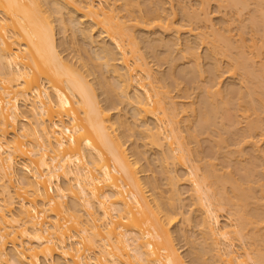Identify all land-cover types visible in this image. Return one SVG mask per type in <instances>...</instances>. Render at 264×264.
<instances>
[{
	"label": "bare ground",
	"instance_id": "obj_1",
	"mask_svg": "<svg viewBox=\"0 0 264 264\" xmlns=\"http://www.w3.org/2000/svg\"><path fill=\"white\" fill-rule=\"evenodd\" d=\"M116 1L118 0H114V2H109V0H54V2L52 0H0V264H187L178 252L179 248L174 243V235L170 229L171 222L178 219L177 215H182L181 209L179 210L177 207L178 213H174L176 208H174L175 210L172 208L175 215L171 213L170 208L171 203L175 201V197H173L175 193L172 194V197L169 196L164 200L163 192L158 191V186L150 180L151 178L149 179L150 176H147L148 180H143L146 177L142 179L140 175L142 170H139L138 163L141 162V157L144 156L146 149L139 146V150L137 147L128 150L126 140L125 142L122 141L121 138H124V134L121 132L131 129L132 125L124 118L123 113L119 114V112L117 116L115 114L116 117L111 114V110L116 109L119 105H117L119 100L121 103L126 102L127 105L129 103L133 105L136 112V114L133 113L134 117L138 116L141 120V124H138L139 130H137L143 139L142 147L150 146L159 149V155L162 153L160 160H163L165 164L167 162L168 165H171L169 163L173 160L179 161L181 165L185 163L184 156L187 154V158L189 154H192L193 149L195 150L189 146L191 141L197 138L195 131L199 134L200 130L203 132L204 128L207 129L206 125L219 124L215 122L214 115L220 112L224 114V107L221 106L228 103L233 105V102L235 103L238 99L240 101L238 100V104L235 103L236 107H234L243 110L241 116L246 121L247 134L242 140L249 137L251 139L253 136L257 137L258 134L256 135V133H259L261 139L264 140V126L262 125L264 124L262 122L264 120L262 118L264 117V65L263 68L261 67L264 61H261V69H259L262 70V74L260 71L258 73L256 71L258 67H253L256 64H253L256 54L253 58V54H249V56L244 52L248 50V43L244 44L247 47L245 49L243 48L244 45H241L243 51L241 46L238 47L239 44H237L236 48L242 51L243 55L239 52L241 58L238 57L239 59L236 60L238 51L235 50V53L231 49L232 42L229 40L232 41L233 39L229 38L231 35L228 36V27L224 26L225 34L224 32L222 34L212 28L213 25L210 24L211 30H213L212 32L209 30L213 36L208 31L211 38H207L206 35V41H209L210 38L209 42L213 41L211 45H214L211 49L223 54L222 56L228 58L230 55L228 50H232L230 52L232 54L235 53L234 56L232 54V57L229 56L230 59L234 57L236 62L232 63L233 66L230 65L232 68L228 71L231 76L236 71H244V74L242 72L240 75L241 79L245 78L251 83L250 100L248 101L246 98L247 101L245 102L243 99L248 96L241 91L243 87L236 88L233 85L234 88L231 87L230 91L228 90L229 94L232 96L236 93L233 97L238 96L236 97L238 99L233 101V97L229 96L228 98L226 96V102L223 99L225 104L219 105L222 98L219 99L220 97L216 95L220 94L221 97H225L221 95L222 89L220 88L222 86L219 85L221 81L219 80L220 82L216 83L217 86H214L213 83L218 81L214 80L215 82L211 83L212 87L207 83L208 86H206L210 88L207 89L206 86L203 88V90L206 89L204 91L208 92V94L205 92L206 97L212 96L213 101V97H217L220 103L218 104L217 98L216 103L209 98L214 104L212 105V103H208L209 99L206 100L204 95L205 102L201 103L203 107L201 108V115L199 114L201 120L197 119L198 123H196L199 126H196L193 132L191 129L189 130L191 126L189 122L194 117L189 118V121L187 120L188 126L185 123L188 129L182 126L187 129L184 130L187 132L186 134L180 125L182 122L179 118L184 110L177 107V101H174L173 96L168 94L165 85L164 88L162 87L165 84V78L163 79V76L158 77V74L149 66L143 52L140 51L134 33V29L137 27H147L152 23H155L162 30L176 28L178 32L177 27L170 17L168 21L166 18L168 16L164 17L165 19L162 17L161 10L164 7L161 9L160 6L154 8L152 6L151 9L149 8L151 11L145 7L148 11H144V7L139 3L140 0L139 2L138 0H122L121 4H116ZM226 1L228 2L227 5L236 6L235 15L238 14L239 16L240 12L244 11V6L248 4V2L239 0ZM260 1H258L259 4ZM62 2L66 5L64 6ZM54 3L57 5L54 6L56 7L55 10L48 6ZM45 4L48 5L44 6ZM202 5L206 7L204 4ZM67 6L71 9L72 14L81 15L80 17L77 16V21H75L77 24L75 26H80L74 27L75 30L73 31L75 34L80 32L84 40L87 39L94 48H97L94 50V52L97 51V54L94 55L95 59L97 57V61L91 63L89 56L82 57L80 44L79 48H74L75 52L79 54H77L78 57L73 54L77 57L73 56L76 60L79 58L78 65L75 64L77 62H74L76 60L72 62L74 59L72 56L73 59H70L69 56L65 59L66 57L61 55V50L58 49L61 45L56 42L54 19H51V13L54 11L57 14L62 13L64 7L66 9L63 11L67 12ZM238 6L243 7V9L239 8L238 10ZM260 7V10L264 9L262 4ZM199 10L201 9L198 8ZM198 11L194 15V21L197 18L201 19V14L207 10H201L202 13ZM206 13L202 18L204 21L207 17ZM191 14L189 17L193 16ZM261 17L262 15L259 13V23H255L257 21L255 20V22H251V25L254 23L255 26V24L262 23L264 27V18ZM192 18L191 20L189 18L190 22L193 21ZM200 19L197 20L200 21ZM61 20L62 25L66 24L65 19ZM194 21L193 24L197 25ZM84 23L87 25L84 26ZM193 24L190 23L188 26ZM64 27H67V24ZM198 27L200 26L198 25ZM64 29L67 31L69 28ZM191 29L192 27H190ZM204 32L203 34H205ZM262 33L264 32L262 31ZM202 36L200 38L203 39L204 36ZM158 37L162 39L161 36ZM200 38L199 41L202 42ZM219 38H223V41ZM167 39H164L165 45L159 44L163 45L168 53L172 48L171 46L175 44L171 45L170 48L168 43L170 38ZM149 41L151 42V40ZM255 41H251L255 46L252 43L249 46L254 47L251 51H258L256 52L258 56V53L260 54L259 49L262 47L260 44L259 48ZM217 42L219 43L216 44ZM221 43L225 50L221 49ZM189 44L185 46L186 52L185 49L183 51L189 59L192 58L196 63L191 62L194 64L193 66H197H195L197 69H193L192 66L194 71L191 70V72L193 74L197 70H201L198 69V65L201 63L198 62L200 51L196 50L200 43L196 48L192 46L195 43ZM63 45L65 46L64 43ZM161 45L158 47L160 48ZM154 46V50L148 46L151 50L149 53L152 52V57L154 56L157 61L162 59L164 61L167 56L164 55L165 53L162 54L163 52L160 53L155 50L157 48L156 43ZM197 49L199 50L200 47ZM64 50L66 49L64 48ZM213 53L211 51V55ZM169 54L171 53L167 55ZM208 57L212 59L213 56H207L205 59H209ZM213 58L215 59V56ZM212 61L213 59L208 60V62ZM251 63L253 64L251 65L252 69L250 68ZM229 64L231 63L229 62ZM105 69L112 72L117 79L116 87L115 85L111 87L112 84L107 81L104 76ZM95 72H99L100 75L98 74L99 78L97 75L98 80L94 79L93 81L96 82L93 83L90 81L92 78L88 79V76L94 75ZM249 82L246 83L249 85ZM132 87L133 89L135 87L136 90L130 95L129 90ZM212 88L215 91H212ZM210 89L212 90L210 91ZM99 95H103L104 99H100ZM242 96L243 102H241ZM203 99L202 101H204ZM231 105L228 104L229 107ZM231 109L234 110L233 106ZM228 110L226 111L229 113ZM193 114L195 113L193 112ZM260 115L262 116L260 117ZM225 116L226 114L222 118H226ZM186 117L188 116L186 115ZM186 117L185 119H187ZM148 118L152 119L153 122H148ZM116 124L123 127L120 133L117 132ZM218 127L216 126L217 129ZM231 131L229 129L230 134ZM247 141L245 140V142ZM218 143L220 144L219 141L217 145H219ZM217 145L215 144V146ZM197 152L199 154V149L195 150V154ZM225 155L227 156V154ZM198 156L196 155V157ZM196 157L191 155V158L189 156L187 159L190 160L189 166L187 165V175L192 180L196 201L200 202V207H198L202 212H200L202 214H200V226L202 228L203 225V228H206L209 237L205 231H202V235L205 234L206 237L204 238H207L206 241L210 240V243L212 239L211 244H213L215 254H212L211 257L218 258L213 259L214 263L222 261V264H264V204L253 203L258 190L260 197L264 196V186H262L264 183L257 184L258 186L261 185L260 188H257V185H252L254 187L250 185L257 183L259 178L254 180L248 175V170L253 169L248 164L252 166L253 159L251 158V162L249 161L251 164L245 163L249 169H246L245 165L243 169L244 171L246 169L245 174L249 176V179L246 180L245 177V181L242 182L243 178H241L242 181L238 182L237 179L231 180L228 176L224 177L223 174L217 173L218 169H216L215 162L206 164L208 169L202 167L203 173L199 174L201 165L198 163L199 160H195V162L193 158L199 159L200 156ZM254 158L260 161L261 156H254ZM165 164L163 165L164 168ZM175 164L172 162V165L175 166ZM259 165L257 164L256 167ZM174 172H172V176ZM171 175L169 174L168 180L173 178ZM262 177L264 179V175ZM250 179L252 180L250 181ZM262 182L260 180V183ZM148 185H152V188L149 187L152 191L147 189ZM172 185L174 186V184ZM54 187L56 192L52 195L49 189L54 190ZM252 188L254 192L256 190L255 196ZM179 198L181 200L180 196ZM177 200L179 201V199ZM257 201H260L258 197ZM180 206L182 208V205ZM199 209H197L198 212ZM223 211L225 221L222 223L220 216ZM179 212L181 213L179 214ZM184 217L186 219L185 214ZM185 221L187 224L190 220L187 218ZM203 228L202 230H204ZM210 247H207L208 250H213ZM201 248L205 250L203 245ZM196 250L195 248L194 252ZM196 252L195 257L201 264H213L212 261H207L209 258H204L206 254L203 256V252Z\"/></svg>",
	"mask_w": 264,
	"mask_h": 264
},
{
	"label": "rangeland",
	"instance_id": "obj_2",
	"mask_svg": "<svg viewBox=\"0 0 264 264\" xmlns=\"http://www.w3.org/2000/svg\"><path fill=\"white\" fill-rule=\"evenodd\" d=\"M53 2H54V0H52ZM159 2V4H161V5H159L158 4V2ZM156 2H155V0L153 1V0H151V2H150V0H140V2H139V0H138V2L140 3V5L141 6H143L144 7V9H145V7H147L148 8V10H150L151 9V7L153 6V8L154 7H156V6H160V8L162 7H164L163 8V10H161V15H162V17L164 18V17H166V16H168V17H166L167 18V21H168V18L170 17L171 19V21H173L172 23L175 25V27H177V29H178V32H177V30H176V28L174 29V28H172V29H165V30H162V28L160 29V27L159 26H157L155 23H152L151 25H149V26H147V27H137L136 29H134V33H135V37H137V40H138V46H139V48H140V51H141V53L143 52V56L145 57V59L147 60V62H148V64H149V66L158 74V77L159 76H163V79H164V83L165 84H163V86H162V83H160L161 84V86L164 88V85H165V88L167 89L166 91H168V94L169 95H171V96H173V98H174V101H177V103H178V105H177V107H180V108H182L183 110H184V112L183 113H181V115L179 116V118H181L180 119V122H182V123H180V125H181V127L182 126H185V128H187L188 129V127H186V124L185 123H187V126H188V122H187V120L190 118H193V119H191V121L189 122V123H191V124H189V125H191L190 126V128H189V130L191 129V131L193 132V131H195V128H196V126H199L198 124H196V123H198V120L197 119H199V120H201L200 118V116H199V114L201 113V108L203 107L202 105H201V103L203 104V102H205V99H203V97H204V95L207 93L208 94V92H206V91H204V90H206V89H204L203 90V88L207 85V83H208V85L209 86H211V83L212 82H215L216 80H218V81H216L215 83H213L214 84V86H217V82H220L221 81V84H219L220 85V87L222 86V88H220V89H222V91L224 92H222L221 90V95L222 96H225V97H221L220 96V94L219 95H216V96H218V97H220L219 99H221L222 101H221V103H220V100L217 98V97H213V99H214V101L211 99L212 98V96L210 97L209 96V98L214 102V103H216V98H217V100H218V104L219 105H223V104H225L224 103V100L225 99H227V97L229 98V96L231 95V94H229L230 92V90L229 89H231V87L232 88H234V86L237 88H239V86H241V91L242 92H244V93H246V95H250V89H251V87H250V82L248 81V80H246L244 77V79H241L242 77H241V73L243 72V74H244V71H242L241 72V70L239 69V68H237V69H239L240 71H236V73L234 74V75H230L231 73L228 71V70H230L232 67L230 66V65H232V63L235 61V58L233 57V58H229V56H231V54L232 53H230L231 51L230 50H228V53L230 54L229 56H228V58H227V56H222L223 54H221V53H219V52H217V51H213V49H211V47L213 48V46L211 45V43L213 42H209L211 39V36H209L210 34L212 35V33H210V30H211V25L210 24H212L213 26H212V28H215L216 30H218V32L219 33H222L223 34V32H224V34H225V30H224V28L226 27L227 29H229V35L226 33V36L228 35V36H232V38H231V36L229 37L230 39H233L232 41L231 40H229V38L228 37H226V38H228V40L230 41V42H232L231 43V49H233V51L236 53V51H238L237 52V55H236V60H237V58L239 57V58H241V56L239 55V52H241L240 54H242V51H243V49H242V47L243 46H241L242 44L244 45V44H247L248 46V50H245L244 52L245 53H247L248 55L250 54H253V58H254V54H256V56H255V58H254V60L255 61H253V58L251 59L252 61H253V64L254 63H256V64H254V66L253 67H255V68H257L258 67V69L256 70L255 68H254V70H256L257 72L258 71H260L259 69H261V67L263 68V65L264 64H261L263 61H264V33H262V31L264 32V27H263V24L261 25V24H255V26H254V23H253V25H251V22H255V20H257L255 23H259L258 22V14L260 13V15H262V17L264 18V13L262 14V12L264 11V9H262V10H260V6H261V4H262V8H264V5H263V1L264 0H258V1H260V4H259V2L257 1V0H239V1H241V2H248V4H246L245 6H244V9H243V7H240V6H238V10H239V8L241 9H243L244 11H242V10H240V11H242V12H240V16L238 15H235V11H236V6L233 8L232 7V5L231 4H228L227 5V1L225 0H223V3H222V0H209L210 2H208L207 0H157ZM161 1V2H160ZM208 3H206V2ZM256 1V2H255ZM53 2H51V3H53ZM109 2H114V0H109ZM121 2H122V0L120 1V0H118V1H116V4H121ZM150 2V3H149ZM156 3V5H155V3ZM201 2H203V3H201ZM206 4H205V3ZM62 3H64V2H62ZM201 3V4H200ZM255 3V4H254ZM257 3V4H256ZM149 4H152V5H149ZM202 4H204L206 7H204ZM259 4V5H258ZM46 5H48V4H45L44 6H46ZM52 5V6H51ZM56 4L54 3V4H50V5H48V6H50V8L51 7H53L54 8V10H55V8L56 7H54ZM66 4L64 3V6H65ZM201 5H202V7H201ZM229 5H230V7H229ZM256 5H258V6H256ZM47 6V7H48ZM57 6V5H56ZM140 6V8H142ZM200 6V7H199ZM256 6V7H255ZM46 7V8H47ZM186 7V8H185ZM49 7H48V9H50ZM53 8H51V9H53ZM150 8V9H149ZM182 8H184V9H182ZM197 8V9H196ZM198 8H200L202 11L203 10H207V11H203L204 13H202V11L201 10H199L198 11ZM203 8V9H202ZM255 8L259 11H255ZM259 8V9H258ZM50 9V10H51ZM66 9V7H64V9L63 10H65ZM182 9V10H181ZM188 9H189V11H188ZM194 9H195V12H193L194 11ZM62 10V13H58L57 14V12L55 13V11L53 12V13H51V19L53 20V24H54V26H55V37H56V42H57V44L59 45H61V46H59V51L62 53L61 55L65 58V59H67V56H69L70 57V59H73L74 57H78V53H76L75 52V50H74V48H77L78 46H79V44H80V49L82 48V50H80V52L82 53V57H84V58H86V56H89L90 57V62L92 63L93 61H97V57H96V59H95V56L94 55H96L97 53V51H95L94 52V50H96L97 48H94V46H92V44H90V42H88V40L87 39H83L82 38V36H81V34H80V32H76V34H75V31H73V30H75V28L74 27H76V28H78L79 26H75V25H77L76 23H75V21H77V16H81L80 14H78V13H71V9L67 6V12L66 11H63ZM70 10V11H69ZM147 9H145L144 11H146ZM147 10V11H148ZM184 10V12H182ZM192 12H191V11ZM200 12V13H202L201 15V19L202 18H204V14L206 13V15H207V17H206V19H205V21L206 20H208V17H209V20L207 21V22H205L203 19L201 20L200 18H197V19H200V21L202 22H200L199 20H197L196 19V21H194L193 19H195V13L197 12ZM144 11H143V8H142V12L144 13ZM151 11V10H150ZM188 11V12H187ZM254 11V12H253ZM52 12V11H51ZM70 12V13H69ZM122 12V11H121ZM190 12V13H189ZM145 13H147V12H145ZM184 13H185V15H186V18H185V15H184ZM193 14V16H191V17H189L190 15L189 14ZM242 13V14H241ZM256 13H258V14H256ZM60 14V15H59ZM64 14V15H63ZM120 14H122L123 15V13H120ZM125 14V13H124ZM191 14V15H192ZM254 14V15H253ZM183 15H184V18H183ZM257 16V17H254V16ZM75 17H76V19H75ZM187 17H189L190 18V20H191V18H192V20L194 21V23H196L197 25H194L193 24V21H191L190 22V20H189V18H187ZM253 17H254V19H253ZM261 17V18H262ZM73 18H74V20H73ZM259 18H260V16H259ZM61 19H65L64 21H65V23L67 24V27H64L66 24H64V25H62V20ZM165 19V18H164ZM188 19V20H187ZM61 20V21H60ZM186 20V21H185ZM254 20V21H253ZM61 22V23H60ZM185 22H188L187 24L185 23ZM191 24H193V25H191V26H188V25H190V23ZM200 22V23H199ZM185 23V24H184ZM85 25H87V23H84V26ZM181 25V26H180ZM182 25H184L185 27L186 26H188V27H186V29H185V27L184 26H182ZM198 25L201 27H198ZM206 25V26H205ZM210 25V26H209ZM69 28V29H67V31L63 28ZM81 26H83V25H81ZM178 26H179V28H180V30H179V28H178ZM195 26H197V27H195ZM207 26H209V27H207ZM225 26V27H224ZM262 26V27H261ZM71 27V28H70ZM190 27H192V29L191 30H194V31H191L190 30ZM256 27H258V28H256ZM189 30H188V29ZM197 28V29H196ZM218 28V29H217ZM259 28H262V29H259ZM65 31H64V30ZM174 29V30H173ZM183 29V30H182ZM199 29V30H198ZM202 29V30H201ZM210 29V30H209ZM176 30V31H175ZM182 30V31H181ZM213 30V29H212ZM212 30H211V32H212ZM223 30V31H222ZM258 30H260V31H258ZM174 31H175V33H174ZM197 31V32H196ZM201 31H205L204 33L205 34H203V32L201 33ZM208 31H209V33H208ZM191 32V33H190ZM192 32H193V34H192ZM200 32V33H199ZM176 33H178L177 35H176ZM197 33H199V35H196ZM262 33V34H261ZM195 34V35H194ZM203 35L202 37H203V39L202 38H200L201 37V35ZM96 35H98L97 33H96ZM175 35V36H174ZM207 35V36H206ZM158 36H161V38L163 39H160ZM169 36V37H168ZM208 38V37H210L209 38V41H206V37ZM213 36V35H212ZM200 38V40L202 39V42L201 41H199V38ZM242 37H243V39L245 40V42H244V40L242 39ZM166 38V40H168L167 38H170V42H171V44H170V42H168L169 43V47L171 46V45H173V44H175L174 46H171L170 48H171V50L168 52V53H171V54H169V55H167L168 53L166 52V48L163 46V45H161V44H159V43H162V44H164L165 45V43H166V41L164 40ZM172 38H174L173 39V41H172ZM226 38H224V40L226 39ZM246 38V39H245ZM251 38H254L255 40H251ZM176 39V41H174ZM212 39H214L213 37H212ZM219 39H222V41H223V38H219ZM242 39V40H241ZM149 40H151V42L149 41ZM154 40H156L155 42H154V44H152L153 43V41ZM161 41V42H158V41ZM204 40V41H203ZM208 40V39H207ZM250 40V41H249ZM163 41V42H162ZM189 43H191V44H189ZM192 41V42H191ZM196 41H197V43H196ZM219 41V40H218ZM222 41H219V42H222ZM226 41V40H225ZM224 41V42H225ZM228 41V42H229ZM240 41H243V42H240ZM251 41H255V43L257 44L258 43V45L257 46H259L260 44H261V47L262 48H260V46H259V52H260V54L258 53V56H257V53L256 52H258V51H251V49L252 48H254V47H251V45L249 46V44H253V42H251ZM65 42H68V43H65ZM108 42H110V41H108ZM165 42V43H164ZM176 42V43H175ZM185 42V43H184ZM206 42V43H205ZM219 42H217L216 44H218ZM224 42H223V44H224ZM229 42V43H230ZM250 42V43H249ZM62 43V44H61ZM63 43L65 44V46L63 45ZM151 43V44H150ZM155 43H156V49L155 50H157V51H159L160 53H162V54H164V55H166L165 57V60L163 61V59L162 60H159V61H157V59L156 58H154V56L152 57V52L151 53H149L151 50H154L153 48L155 47L154 45H155ZM167 43V44H168ZM184 43V44H183ZM193 43H195V44H193ZM198 43H200L199 45L200 46H198ZM204 43V44H203ZM208 43V46H206V44ZM210 43V44H209ZM67 44V45H66ZM69 44V45H68ZM72 44L74 45L73 47H72ZM150 44V45H149ZM186 44V45H185ZM192 45L193 47L195 46V48L197 47V48H199L200 47V49L198 50L197 48H196V50L199 52V63H200V65H198L199 67H198V69L200 68L201 70H197V72L195 73H193L192 74V72H191V70L192 71H194L193 69H197V68H195V66H193L194 64H196L195 62H194V60L192 59H189V57H188V55L186 56L185 55V52H186V49L187 48H185V46H187V45ZM223 44L221 43V49L223 48L224 50H225V48L223 47ZM233 44V45H232ZM237 44H239L238 45V47L239 46H241V50L242 51H239L236 47H237ZM94 45V44H93ZM161 45V47L159 48L158 46H160ZM211 45V46H210ZM235 45V46H234ZM64 46V47H63ZM67 46V47H66ZM69 46V47H68ZM148 46H150L149 48L151 49V50H149V48H148ZM153 46V47H152ZM163 46V47H162ZM167 46V45H166ZM183 46H184V48H183ZM253 46H255V44H253ZM78 47V48H79ZM235 47V48H234ZM246 47V45H244V49L245 48H247ZM64 48L66 49V50H64ZM67 48H69L68 50H67ZM163 48V49H162ZM165 48V49H164ZM167 48H168V46H167ZM211 49V51H212V55H211V51H209L210 49ZM255 48H257V47H255ZM169 49V48H168ZM183 49H185V52L183 51ZM209 49V50H208ZM162 50V51H161ZM206 50V51H205ZM236 50V51H235ZM250 50V51H249ZM256 50H258V49H256ZM85 51V52H84ZM248 51V52H247ZM182 52H184L183 54H182ZM205 52H206V54H205ZM208 52H210V53H208ZM216 52H217V54H216ZM233 52V54H235ZM251 52V53H250ZM253 52V53H252ZM95 53V54H94ZM167 53V54H166ZM67 54H69V55H67ZM73 54H76V56L75 55H73ZM78 54V55H77ZM152 54V55H151ZM209 54V55H208ZM220 54V55H219ZM232 54V56H234ZM84 55V56H83ZM92 55H93V57H92ZM183 55V56H182ZM186 57H185V56ZM206 55V56H205ZM217 55V56H216ZM219 55V56H218ZM243 55V54H242ZM249 55V56H250ZM71 56L73 57V58H71ZM168 56H169V58H168ZM201 56V57H200ZM207 57V56H215V59L212 57V59H213V61L212 62H208V60L209 61H211L212 59L210 58V57H208L209 59H205V57ZM231 56V57H232ZM76 57V58H77ZM187 59H185V58ZM238 58V59H239ZM79 59V58H78ZM78 59L76 60L75 58L72 60V62L74 61V60H76V61H74V62H77L78 61ZM167 59V60H166ZM227 60H231V61H229L231 64H229V62L227 61ZM233 60V61H232ZM250 60V62H252ZM215 61H217V62H215ZM262 61V62H261ZM79 62V61H78ZM75 63L76 65H78L79 63ZM191 62H193L192 64H191ZM214 62V63H213ZM236 62V61H235ZM211 63H213V64H211ZM216 63V64H215ZM218 64V66H219V68H217L218 66H216L215 67V65H217ZM234 64V63H233ZM252 63L250 64V68L252 69V66L251 65H253ZM260 64H261V67H260ZM214 65V66H213ZM259 65V66H258ZM194 68H193V67ZM202 68H201V67ZM233 66V65H232ZM257 66V67H256ZM119 67H121V65H119ZM197 67V66H196ZM260 67V68H259ZM190 68V69H189ZM193 68V69H192ZM212 68H215V69H212ZM184 69H185V71H184ZM189 69V70H188ZM212 69V70H211ZM253 70V71H254ZM105 71V74H104V76L107 78V81L109 82V83H111L112 84V86L111 87H113L115 84H116V81H117V79L114 77V75H113V73L112 72H109V71H107L106 69L104 70ZM188 71H190V72H188ZM196 71V70H195ZM256 71H255V73H256ZM262 71V70H261ZM260 71V72H261ZM211 72V73H210ZM238 72V73H237ZM191 73V74H190ZM259 73V72H258ZM100 75V73L99 72H95L94 73V75H95V77H94V75L93 74H91V75H89L88 76V79H91L92 78V80H90V81H93L94 79L97 81L98 80V78H99V75ZM242 74V75H243ZM261 74H262V72H261ZM97 75H98V78H97ZM212 75V76H211ZM215 75V76H214ZM93 76V77H92ZM211 76V77H210ZM101 77V76H100ZM161 78V77H160ZM214 78V79H213ZM216 78V79H215ZM210 79V80H209ZM212 79V80H211ZM232 79V80H231ZM162 80V79H161ZM215 80V81H214ZM220 80V81H219ZM244 80V81H243ZM96 81H93V83H95ZM163 81V80H162ZM249 82V85L246 83H243V82ZM228 82V85H226V83ZM234 82V83H233ZM240 82H241V85H239L240 84ZM110 84V85H111ZM212 84V85H213ZM207 85V86H208ZM234 85V86H233ZM237 85V86H236ZM246 85H248V86H246ZM117 85H115V87H116ZM206 86V88L208 89V88H210V87H207ZM227 86V87H226ZM98 87V86H97ZM96 87V88H97ZM114 87V88H115ZM212 87V86H211ZM249 87V88H248ZM186 88V89H185ZM215 89L217 88V87H214ZM117 89H119V88H117ZM213 89V88H212ZM212 89H210V91L212 90ZM248 89V90H247ZM135 87H134V89H133V87L129 90L130 91V95H132L133 94V92H135ZM165 90V89H164ZM163 90V91H164ZM170 90V91H169ZM229 90V91H228ZM116 91H118V90H116ZM203 93H202V92ZM212 91H215L214 89L212 90ZM227 91V92H226ZM249 93H247V92ZM98 92H100V90H98ZM206 92V93H205ZM212 93V92H211ZM242 94L243 96L245 95V94ZM167 94V95H168ZM229 94V95H228ZM168 95V96H169ZM234 95H236V93L235 94H232V96H230V97H233ZM245 95V96H246ZM208 96V95H207ZM227 96V97H226ZM243 96L241 97V100H242V98H243ZM245 97V98H243V99H245V102L247 101L246 100V98H248V101L250 100V96L249 97ZM205 97H206V95H205ZM236 97H238V96H235V98H234V100L233 101H235V99H238V98H236ZM99 98L100 99H104V96L103 95H99ZM208 97H206V100H208L209 99ZM202 99L204 100V101H202ZM209 99V102L208 103H212V105H214L213 104V102L211 101ZM224 99V100H223ZM239 101H240V99H238ZM238 100H236V105L238 104L237 103V101ZM211 101V102H210ZM232 101V102H233ZM244 100H242L241 102H243ZM118 102V100L116 101V103ZM225 102H226V100H225ZM223 103V104H222ZM234 102H233V105H231V103H228V104H230L231 106V108H232V106H233V108H234V110L233 109H231L229 106H228V104H225V105H223V106H221V107H224L223 109V111H225L224 112V114H222L221 112V114L224 116L225 114H226V118H222L223 116L220 114V116H219V114H217V115H214L215 116V122H218L219 124H217L216 123V125H214L213 124V126H209V124L208 125H206L207 126V129H203L202 131L203 132H200L199 131V134L195 131V133L197 134V138H196V140H193V141H191V145H189V146H192L193 148H195V150H197V149H199V154H198V152L195 154V150L193 149V152H194V154H193V152H192V154L191 155H195V157H196V155L198 156H200V158L199 159H195V158H193L194 159V161L195 160H199L198 161V163H199V165H201V169H200V171H198L199 172V174H201V173H203L202 172V169L203 168H205V169H208L207 167H208V165L210 164V162H215L216 163V169H218L216 172L217 173H219V174H223L224 175V177L225 176H228V178L230 179L231 178V180H233V179H237V180H239L238 182H241L242 180V182H244L245 181V177H246V180H248L249 179V176L253 179L254 178V180L256 179L257 180V178H258V180H257V183H255V184H253V183H251L250 185H251V187H254V186H252V185H257V184H263L264 183V179H263V173H264V170H261L262 168L264 169V166H262V165H264V161H263V158H264V140L263 139H261L262 137L259 135V133H256V135H257V137L256 136H253V137H251V139H249V138H245L244 140H242L244 137H245V135L247 134V132H246V129H245V119L241 116V111H243V110H240V109H235V107H236V105H234L235 104ZM119 104V105H118ZM130 104V103H129ZM127 105V103L126 102H124V103H121L120 102V100H119V103H117V108L116 109H112L111 110V114L114 116V117H116L118 114L117 113H119V114H122L123 116H124V118L125 119H127L128 120V122H130L131 123V129H129V130H126V132H125V130H123V127H121V126H119L118 124H116L117 125V127H118V130H117V132H119L120 133V131H124V132H121V133H123L124 134V138H121L122 139V141H124L125 142V140H126V147L128 148V150H132V148L133 147H137L138 149L137 150H139L140 148H139V146L143 149H146V151H144L145 152V154H144V156L143 155H140V156H143V157H141L142 159L140 160L141 162H139L138 163V166H139V170H142V172H140L141 174V176H142V179H143V177H146V178H144L143 180H145V179H147L148 180V177H149V179L153 182V183H156V185L158 186V188H159V190L158 191H162L161 193H162V195L163 196H165V198H163L164 200H166V198H168L169 196L170 197H172V194H177V195H173V197H175V203L173 202V203H171V208L168 206V208H170L171 209V211H172V208L174 209V208H178L179 210L181 209V212H182V215L180 214L181 212H179V216L177 215V218L178 219H176L175 221H172L171 222V226H170V229H171V231H172V234L174 235V243H175V245H176V247L177 248H179V250H178V252L181 254V256H182V258H183V260L185 261V263H187V264H201V262L200 261H198L197 259H196V257H195V255L197 254V252L196 251H199V252H203V251H205V250H208V248L210 247L209 245L212 243V239H211V243H210V240L209 241H206L207 240V238L205 239L204 237H206L205 236V234H203L202 235V231H205V233H206V228L204 229L203 228V225H202V228L204 229V230H202V228H201V226H200V222H201V210L198 208V207H200V202L198 201H196L197 199H196V196L194 195V193H195V191H194V193H193V186H192V180H191V178L187 175V168H188V163L190 162V160L188 161L187 159L189 158V156H190V158H191V155L189 154L188 155V157L186 158V156H187V154H186V156H184V159H186V161L184 160V162L185 163H183L182 165H181V163L179 162V161H171L170 162V160H169V164H171V165H168L167 164V162H166V164L165 163H163V160H160V158H161V154L159 155V153H160V150L159 149H156L155 147H150V146H148V147H142V137L140 136L141 134H140V132L138 133V130H139V128H138V126L141 124V120L139 119V117L138 116H136L138 119H139V121H138V119L136 118V117H134V108H133V105ZM217 104V105H218ZM216 105V104H215ZM227 107V109H229L228 111H229V113L226 111L227 109H226V107ZM235 106V107H234ZM229 107V108H228ZM238 107V106H237ZM231 109V110H230ZM199 110H200V112H199ZM195 113V114H193L192 115V113L193 112ZM228 113V114H227ZM115 114H116V116H115ZM135 114H136V112H135ZM186 115L188 116V117H186ZM190 115H192V117H189ZM195 115V116H194ZM201 115V114H200ZM199 116V117H198ZM213 116V117H214ZM218 116V117H217ZM262 115H260V117H261ZM264 116V115H263ZM185 117L187 118V119H185ZM221 117V118H220ZM252 117H253V115H252ZM184 118V119H183ZM263 119H264V117H262ZM218 119V120H217ZM261 119V118H260ZM136 120V121H135ZM184 120H186V121H184ZM189 121V120H188ZM197 121V122H196ZM148 122H150V123H152L153 121H152V119H150V118H148ZM215 122H213V123H215ZM220 122L222 123L221 125H220ZM262 122H264V120H262ZM139 124V125H138ZM224 124V125H223ZM263 126H264V124H262ZM216 126L218 127V129L216 128ZM183 128V127H182ZM181 128V129H182ZM221 128V129H220ZM264 128V127H263ZM138 129V130H137ZM187 129H184L183 128V131L184 130H187ZM202 129V128H201ZM217 129V130H216ZM229 129H230V131L233 129V131H231V134L229 133ZM197 130H199V128H197ZM236 132V133H232V132ZM185 132V131H184ZM260 132V131H259ZM186 134H187V132H185ZM184 133V134H185ZM185 134V135H186ZM232 134H234V136H232ZM256 137V138H255ZM145 140V139H144ZM245 140H248L247 142H245ZM215 141H219L220 142V144L219 145H217V142H215ZM253 141H255V142H253ZM253 142V143H252ZM217 145V146H215V144ZM255 143V144H254ZM150 148V149H149ZM157 151H156V150ZM257 149V150H256ZM255 150V151H254ZM258 151V152H257ZM259 151H260V154H259ZM225 155V154H227V156L225 155V156H223V155ZM256 154H258V155H256ZM251 155H253L252 157H251ZM263 155V156H262ZM198 156V157H199ZM254 156H256V157H260L261 156V158H260V161L259 160H256L257 158H254ZM194 157V156H193ZM198 157H196V158H198ZM201 157H202V159H201ZM263 157V158H262ZM251 158L253 159V163L251 164L250 162H251ZM200 159H201V162H200ZM259 159V158H258ZM161 161H162V163H161ZM250 161V162H249ZM254 161H256L255 163H256V165L257 164H260L258 167H256V165H253V164H255L254 163ZM172 162H174V163H176L175 164V166L174 165H172ZM196 162V161H195ZM194 162V165L196 164ZM248 162L253 166H250L249 164H248ZM259 162V163H258ZM187 163V164H186ZM211 163V164H212ZM215 163L213 164V166L215 165ZM245 163L246 164H248V166L252 169V170H250L249 169V167H247V165H245ZM165 164V168L163 167V165ZM191 164V163H190ZM193 164V163H192ZM206 164H208L207 166H206ZM188 165V166H187ZM203 165V166H202ZM244 165H245V168L247 169H249L248 170V175L247 174H245V172H247L246 171V169H245V171L243 170L244 169ZM166 166H168L167 168H168V170L166 169ZM185 166H187V167H185ZM204 166H206V167H204ZM171 167V168H170ZM203 167V168H202ZM164 168V169H163ZM210 168V167H209ZM214 168V167H213ZM255 168H256V170H255ZM166 169V170H165ZM175 169V170H174ZM204 169V170H205ZM174 172L173 173V176L171 175L172 174V172ZM203 170V171H204ZM258 170V171H257ZM168 171V172H167ZM169 172H171V173H169ZM244 172V173H243ZM261 172V173H260ZM171 175V178L172 179H170V180H172V181H170V180H168L169 178H168V176H169V174ZM175 174V175H174ZM177 175V176H176ZM262 175V176H261ZM148 176V177H147ZM248 176V177H247ZM170 177V176H169ZM176 180H175V179ZM239 178V179H238ZM241 178H243L242 180H241ZM261 178V179H260ZM252 179H250V181L252 180ZM263 179V180H262ZM237 180H234V181H237ZM241 180V181H240ZM260 180H261V182L262 183H260ZM170 181V182H169ZM169 182V183H168ZM171 184V185H170ZM172 184H174V186L172 185ZM151 186V188H152V185H148V188L147 189H150L151 190V188H149ZM156 186V187H157ZM170 186H173V187H171L170 188ZM259 186H261V185H259ZM258 185H257V188H260ZM262 186H264V185H262ZM256 188V187H255ZM256 188V190H258ZM171 189V190H170ZM172 189H174V190H172ZM178 191V193H177V191ZM256 190H255V192H256ZM152 191V190H151ZM150 191V192H151ZM170 191H172V192H170ZM174 191V192H173ZM49 192H50V194H55V192H56V189H55V187H54V190H52V189H49ZM252 192L254 193V196H255V192L253 191V188H252ZM171 193V194H170ZM179 194V195H178ZM193 195H194V197H193ZM261 195H262V192H261ZM162 196V197H163ZM179 196L181 197V200H180V198H179ZM256 196L258 197V199L260 200V201H257V197H256V199H255V201H253V199L251 200V202L253 201V203L254 202H257V204H258V202H260L261 203V205H262V203L264 204V196L262 195L261 197H260V191L258 190V192H256ZM263 197V198H262ZM255 198V197H254ZM261 198V199H260ZM177 199H179V201H180V203H179V201L177 200ZM177 200V201H176ZM252 203V205L253 206H255V204H253ZM260 203H259V206H260ZM178 205V206H173V205ZM182 205V208H181V206L180 205ZM199 204V205H198ZM180 207V208H179ZM177 208H176V212H174V210L171 212L170 211V209H169V213L171 212L172 214H176V213H178V211L179 210H177ZM197 209H199L200 211L198 212V210ZM174 212V213H173ZM183 212H184V214L186 215V219L188 218L190 221L186 224V219H185V217H184V214H183ZM201 212V213H200ZM170 213V214H171ZM174 214V215H175ZM201 214V215H200ZM223 214H225L224 213V211L223 212H221V216H220V220H221V222L223 223L224 221H225V219H224V217H225V215H223ZM223 215V216H222ZM183 217H184V221H185V223H184V221H183ZM222 217V218H221ZM221 223V224H222ZM173 224V225H172ZM178 228V229H177ZM181 228V229H180ZM184 228V229H183ZM186 228V229H185ZM176 230H177V233H176ZM182 230V231H181ZM180 231V232H179ZM184 231V232H183ZM174 232V233H173ZM182 232H183V234H182ZM185 233V234H184ZM181 234V235H180ZM176 235H178V236H176ZM179 235H180V237H179ZM206 235H207V233H206ZM208 237H209V235H207ZM202 245H203V248L205 249V250H202ZM213 244H211V249H213V250H211V251H206V252H203L202 253V255L203 256H205V254H206V257H204V258H209L207 261H212L213 262V264H222V261L221 262H219L218 263V261H217V263H214V261H213V259L214 260H216V259H218V258H212L211 257V255L213 254H215L213 251H214V248H213V246H212ZM200 246V247H199ZM208 247V248H207ZM192 248H194V250H195V248L197 249L195 252H194V250H192ZM207 248V249H206ZM194 252V253H193ZM215 252H216V250H215ZM196 253V254H195ZM217 253V252H216ZM193 254V255H192ZM212 255V256H213ZM202 257V256H201ZM195 260H194V259ZM216 262V261H215Z\"/></svg>",
	"mask_w": 264,
	"mask_h": 264
}]
</instances>
